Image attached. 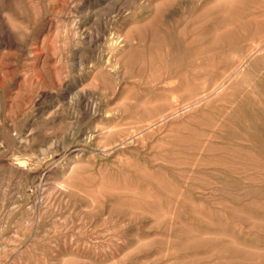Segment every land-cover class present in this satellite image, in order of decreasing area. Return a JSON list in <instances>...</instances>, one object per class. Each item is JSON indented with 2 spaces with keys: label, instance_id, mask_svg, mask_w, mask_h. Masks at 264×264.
Here are the masks:
<instances>
[{
  "label": "rangeland",
  "instance_id": "1",
  "mask_svg": "<svg viewBox=\"0 0 264 264\" xmlns=\"http://www.w3.org/2000/svg\"><path fill=\"white\" fill-rule=\"evenodd\" d=\"M0 264H264V0H0Z\"/></svg>",
  "mask_w": 264,
  "mask_h": 264
},
{
  "label": "bare ground",
  "instance_id": "2",
  "mask_svg": "<svg viewBox=\"0 0 264 264\" xmlns=\"http://www.w3.org/2000/svg\"><path fill=\"white\" fill-rule=\"evenodd\" d=\"M245 60H247V58L244 59V60H241V61L239 62V63H240L239 65H241ZM232 73H233V71H232ZM232 73L230 74V76L232 75ZM258 83H261V80H259Z\"/></svg>",
  "mask_w": 264,
  "mask_h": 264
}]
</instances>
